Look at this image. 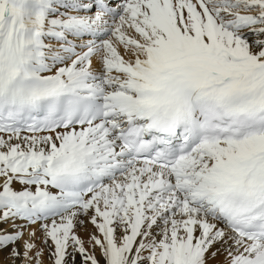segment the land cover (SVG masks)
<instances>
[{"label": "snow or ice", "instance_id": "6c2138e0", "mask_svg": "<svg viewBox=\"0 0 264 264\" xmlns=\"http://www.w3.org/2000/svg\"><path fill=\"white\" fill-rule=\"evenodd\" d=\"M0 264H264V0H0Z\"/></svg>", "mask_w": 264, "mask_h": 264}]
</instances>
